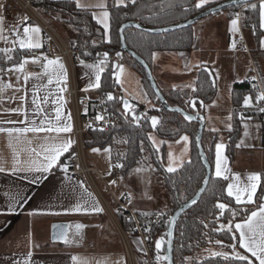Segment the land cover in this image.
Listing matches in <instances>:
<instances>
[{"label": "crops", "instance_id": "obj_1", "mask_svg": "<svg viewBox=\"0 0 264 264\" xmlns=\"http://www.w3.org/2000/svg\"><path fill=\"white\" fill-rule=\"evenodd\" d=\"M9 1L0 0V4L4 6L0 14L4 17V36L7 37V41L0 39V49H21L19 47V39L23 38L24 27L36 24L23 11L6 10V5ZM71 1L75 2V0ZM81 2L89 4L95 3L96 0H81ZM108 3L109 0H107V5ZM89 10L97 13L101 11L98 8ZM225 11L224 14H216L205 22L199 23L198 26H194V44L191 51L175 53L157 52L153 55L151 65L160 89L165 92L181 90L191 93L195 86L198 67L202 65L208 66L212 70L217 85V95L215 99L205 105L203 112L206 122L205 129L207 131L206 144L209 148H213L214 151L212 172L216 176V145L223 143L225 148L222 156L227 158V163L224 164L222 162V168L227 167L230 169V172L225 173L229 177L226 180L227 185L233 183L239 184L242 187L248 183V176L254 173L260 174L262 182V175L264 174V119H261L258 111L254 109V96L247 94L245 98L251 96L252 102L249 106H245L243 101V106L239 113L240 127L234 141V155L231 158L228 154V139L229 133L233 128L234 119L232 90L235 82L246 81L251 72V64L257 67L264 84V46L260 43L264 39V28L260 27V31L263 32L261 36L251 33L248 28L253 26L246 24L245 13H243L242 24L246 28V45L236 47L235 49L245 51L249 55L250 68L247 70L246 75L239 79L242 71L237 68L238 72H236L233 69L232 59L227 53L232 48L233 41L240 37V31L237 33L231 31V14L229 11ZM43 14L48 16L46 18L52 24L56 23L55 18H60V15L54 12ZM24 16L29 18L26 22H22L21 20ZM94 20L97 22L95 18ZM97 24L103 28L98 22ZM55 26H58L59 31L65 30L64 28H59L60 25ZM15 29H19V35ZM110 32L111 19L110 30L105 34L106 41H109ZM33 39L35 40L37 37L33 36ZM38 39L43 46L42 33L39 34ZM66 41L67 43L70 42V40ZM27 50L32 51L35 49ZM25 59L29 61L25 65V72L40 74L42 78L35 79L34 77H30L25 85L23 73L13 72L12 75L0 74V78L5 83L10 81L13 85L12 88H8L3 93H0V121L24 120L23 114L7 112L5 109H15L25 106L29 119H37V123H39V119H42L44 114L41 113L39 118L34 115L35 105L32 104L34 87L38 89L36 93L37 102L40 103L54 124L57 123L54 119L56 115L55 109L61 104L63 105V113L65 115L70 113L72 117L69 104L67 102L64 103V92L61 93L59 91V88L64 87L65 83L61 80L57 84V78L52 76L53 83L49 85L47 83L49 76L39 72L40 64L33 63L30 56H26L23 61ZM216 59H220L219 61L223 64H226L227 60L230 63L226 65L222 64L221 68L229 69V73L228 78H224L221 81L215 77L213 62ZM61 61L67 71L65 62L62 59ZM119 65L123 66L124 71L121 73L117 69L113 75L118 85L117 95L121 98L118 111L121 114L128 113L129 115L134 111L137 116L141 113H146L150 114V118L157 117L159 121V116L151 110L159 108L160 103L149 94L141 74L133 67L130 61L124 60ZM101 67L104 71L105 64L101 65ZM155 67L158 68V76L161 77V82L165 89L161 87L156 77ZM103 71L99 73L101 77L100 85L102 83ZM95 75V69L87 68L82 64L77 66L76 76L82 91L88 88L89 84L95 82ZM22 86L26 87L28 92L26 104L20 99L24 95ZM16 89L21 90L17 91ZM98 89L88 88V91H84L87 93L83 94V96L87 95L91 100H97L99 98ZM124 93L127 96H124ZM45 96L48 97L47 102H44L42 99ZM61 96H63V101L59 99ZM124 100L131 102L132 108L130 110L124 108ZM63 122L62 119L60 123L62 124ZM245 124H248L247 129L244 127ZM229 125L231 126L230 128L228 127ZM0 126L25 127L27 125L21 123H3ZM213 129H216V131H213ZM245 131L248 132L247 136L244 135ZM27 135L28 139L32 140L31 145L22 143L16 145L14 149L9 145L7 134L0 133V165L5 168V171L0 172V213H7L0 214V264H15L17 261L19 264H24L25 260H29L30 264H85V262L86 264H127L122 242L118 239V244L116 245L113 243L114 239L103 238L100 235L102 228H104L107 220H109L105 212L83 210L77 212L73 210L77 204H80L83 208H89L94 202H97L92 190L88 186L63 170L67 163L66 157L73 151V147L69 152L61 156L59 163L49 172H30L26 170L28 161H34L37 166L43 163V156H37L31 149H35L36 152H42L41 146L46 143V138H54L57 134L29 133ZM184 136L188 137L187 141L182 139ZM59 137L61 139L70 137L74 141L73 131L71 133H61ZM179 139V143L183 145V148L180 150L181 157H177L174 154ZM179 139L171 140L172 142H164L163 160L164 166L167 168L170 165L169 154L171 153L172 157L175 158L173 166H176L178 169L191 158V136L183 134ZM241 141H243V144H241ZM238 144L241 146L237 147ZM169 147H172V149H169ZM16 159H19L21 163L15 164ZM14 167L23 170L13 172L12 169ZM237 176L240 178L239 181L236 180ZM260 187L257 189L256 197L254 198L256 203L247 204L254 205L253 210H257L258 205L262 202L258 200ZM88 193H91V196ZM20 196H24L26 199L21 200L20 204L16 205V210L9 213V207ZM232 198L234 199V197ZM137 212L142 213L140 211ZM57 222H68L73 227L83 224L85 227L80 230V237L72 239V243L56 244L51 241V228ZM89 227L91 229H88ZM89 230L96 232L98 239L94 235L90 236ZM96 241H101L102 246L95 247ZM29 253H31L30 256ZM73 257L77 259L74 260Z\"/></svg>", "mask_w": 264, "mask_h": 264}, {"label": "trees", "instance_id": "obj_2", "mask_svg": "<svg viewBox=\"0 0 264 264\" xmlns=\"http://www.w3.org/2000/svg\"><path fill=\"white\" fill-rule=\"evenodd\" d=\"M223 1V0H222ZM221 2V1H220ZM115 0H109L108 7L111 13V32L110 42L106 41L104 29L94 20L92 11H83L76 7L75 2L71 0H35L34 4L41 13H57L62 18L65 25L72 27L76 31V36L71 38L68 43L70 46L77 45L80 52L85 57H95L108 53L103 71L102 83L98 89L99 97L113 93V75L117 71L114 64L118 62L117 52H121V37L119 29L122 24L128 21H138L146 26L160 28L178 24L187 21L195 14L212 6H204L196 8L197 0H137L135 5L129 3L127 7H115ZM257 5V9L250 8V4L234 6L226 9L232 14L243 6H248L244 10L245 21L247 25H255L256 34L261 36L259 2L253 3ZM125 37L128 47L147 61L152 68L153 55L157 52L175 53L188 52L193 49L194 44V26L189 28L176 30L171 33L150 34L137 30L135 28H127ZM94 42V43H93ZM87 53V54H86ZM31 50L15 49L11 53L5 54L0 52V68L7 70L14 65L23 62L26 56H30ZM11 55L12 60H8L7 56ZM124 60L130 61L133 67L141 74L143 82L151 95L157 102L158 98L152 90L145 70L130 56L124 55ZM119 63V62H118ZM196 74L195 86L191 93L181 90L163 91L168 103L171 106H180L186 108L191 107L197 113L204 112V107L215 99L217 95L216 82L212 80L214 76L205 69L208 66H199ZM1 74H8L7 71ZM247 94H252L256 100V94L252 91L251 86L246 81L235 82L232 90V99L234 103L233 128L229 133L228 154L232 158L234 155V141L240 127L239 113L243 106L244 98ZM110 100L113 110L119 112L118 106L121 104V98ZM99 99V98H98ZM92 100V104L97 103ZM192 99H195L196 106H191ZM202 102V103H201ZM256 109V107H254ZM160 120L156 128H152L150 115L142 113V117L137 123L128 113L123 115V122L117 128L109 132H95L89 134L86 138V147L99 146L110 147L111 158L114 167H119V174L128 175L135 168L145 166L148 161L144 159L145 154H149L148 158L157 164V172L162 174L165 180V186L171 193V205L164 211H153L141 214L165 213L170 218L172 214L186 201L192 199L198 190L202 187L206 176V169L202 163L196 143V133L198 131V123L186 120L179 114H173L166 111L162 106L159 109H152ZM257 110V109H256ZM120 113V112H119ZM184 118V119H183ZM156 133L165 141L176 140L183 134H188L192 139V155L175 172H168L164 166L163 157L160 156L156 148L151 142V135ZM207 131L205 129L203 136L204 150L208 156L209 162L213 168L214 151L208 148L206 144ZM72 154L69 153L68 157ZM227 181L223 178L214 176L212 173L211 180L206 192L202 198L189 210H187L179 219L175 226L174 232V263L175 264H229L222 256L210 255L208 249L215 244L216 240H220L224 245L236 243L230 239V233L226 230L217 231L221 224L227 225L229 222L233 224L243 220V214H238L234 218L229 210H224V214L220 215L221 210L216 207L217 203H225L229 205V209L240 210L247 208L250 213L254 209V205L236 204L232 197L227 195ZM264 195V174L262 175L261 187L258 193V200ZM121 222L126 230L131 231V224L124 216L119 215ZM207 225V226H206ZM169 223L162 226L159 236L163 235L167 239ZM132 238H138L133 235ZM140 241V239L138 238ZM211 241V243L209 242ZM166 244L164 250L166 251ZM218 249H222L231 253L229 247L217 245ZM141 244L138 247V259L144 264L143 255L140 253ZM206 251L205 254L199 256V253ZM241 251H243L241 249ZM191 258V259H187ZM258 264V263H257Z\"/></svg>", "mask_w": 264, "mask_h": 264}, {"label": "snow or ice", "instance_id": "obj_3", "mask_svg": "<svg viewBox=\"0 0 264 264\" xmlns=\"http://www.w3.org/2000/svg\"><path fill=\"white\" fill-rule=\"evenodd\" d=\"M210 0H199L198 3L195 4L196 8H201L205 4L209 3ZM131 3L135 5L137 3V0H115L114 6L115 7H127L128 4ZM245 3H247V0H245ZM75 5L77 8L87 11L89 9H101L99 13L93 11L92 15L97 20L99 24H101L105 30V34L110 30V19L111 14L108 11V5L107 0H96L95 3H89L84 4L81 2V0H75ZM251 9L256 10L257 5L256 4H250L249 5ZM3 4H0V12H2ZM259 16H260V27L264 28V0H259ZM234 17L231 20V31L233 33L239 32V20H240V14L235 13ZM29 18L27 16H24L21 18L22 22H26ZM4 17L2 14H0V39H4L7 41V37L4 36ZM127 27V25H125ZM255 28V25H253ZM17 31V34L19 35V29H15ZM123 28L120 29L121 33L123 32ZM41 28L38 25H30L27 27H24L23 29V38L19 39V47L21 49H38L42 47V44L40 40L38 39L39 34L41 33ZM33 36L37 37V39H33ZM110 42V37H109ZM94 43V42H93ZM261 45L264 46V39L260 41ZM232 48H236V43L233 41ZM14 51V49L11 48H5L0 49V52H4L5 54L11 53ZM87 54V53H86ZM116 55L119 57L122 54L117 52ZM104 59L101 60L98 64H84V61L81 60L80 63L84 65L87 68L95 69L96 75H95V82L89 84L88 88H99L100 85V72L103 71V68L101 65L106 63L108 53L105 52L103 54ZM8 60H12L13 57L11 55L7 56ZM40 57H33L32 62L38 63L40 61ZM44 60L47 61L45 65H42L44 68L43 75L49 76V79L47 83L50 85L53 83L52 76H55L57 78V84L60 83L62 80L65 84L67 83V71L65 69V66L61 59L59 57L55 59H48L46 56L43 57ZM28 59H25L23 62L14 65L12 68H8L7 70L0 68V73L7 71L8 73H23V80L24 84L26 85L30 77H34L35 79H41L42 76L40 74H32V73H26L25 72V65L28 63ZM57 66V67H54ZM119 72H123V66L117 65ZM187 67V65H186ZM251 80L255 81L257 77L253 76L250 78ZM19 80V77H18ZM13 85L9 81L5 83L2 78H0V93H3L6 89L12 88ZM254 88H258V85L253 84ZM88 88H85L84 91H88ZM22 89L24 91V95L20 97L22 101L27 103L28 98V92L26 87L22 86ZM17 91H20L21 89H16ZM59 91L61 93L67 91L66 87L59 88ZM38 92V89L34 87L33 89V98H32V104L35 105L34 108V115L39 118L40 114L43 113V118L39 119V123H37V119H29L27 108L25 106H21L15 109H5L7 112H16L23 114L24 120L22 121H0V124L8 123V124H16L21 123L25 124L27 126L25 127H3L0 126V133L7 134L9 138V145L15 149L16 145L27 143L28 145H31L32 140L28 139L29 133L33 134H39V133H56L57 136L54 138H46V143L42 145V152H36L35 149H31L32 152L36 153L37 156H43V163L40 165H35L34 161H28V167L27 171H34L39 173H46L49 172L54 166H56L61 156L64 153L69 152V150L73 147V144L75 143L70 137L61 139L59 137V134L61 133H71L73 131V124H72V117L71 114L68 113L65 115L62 111L63 105L61 104L59 107L55 109V121L57 123H53L52 119L49 118L48 114L45 113V110L41 107L40 103L37 102L36 93ZM44 102H47L48 97L45 96L42 98ZM60 101H63V96H61ZM108 100H113L114 97L111 93L107 96ZM257 101H264V91L258 90V95L256 96ZM252 102V97L248 96L244 99V105L249 106ZM59 103V101H58ZM66 103V101H64ZM202 103V102H201ZM124 108L126 110H130L132 108V105H130L128 100L123 101ZM192 107L196 106V102H191ZM87 110H85L86 112ZM260 112H264V107L259 108ZM133 120H135L137 123H139L141 117L137 116L135 112L133 111L131 113ZM195 117L191 115L185 114L186 120H192ZM63 119V123L61 124V120ZM104 117L98 115L96 117V120H103ZM151 126L152 128H156L157 124L159 123L157 117H151ZM231 119V117H229ZM91 127V125H89ZM231 127L230 125L228 126ZM245 129L248 128V124L244 125ZM213 131H216V129H213ZM245 136L248 135V132L245 131ZM184 141L188 140L187 136L182 137ZM155 143V141H154ZM241 144H243V141H241ZM241 145H237V147H240ZM225 148V145L223 143L216 145V167H215V175L217 177H223L224 180H228L229 177L225 173L230 172V169L227 167L222 168V162L224 164L227 163V158L222 156L223 150ZM93 152H100V149L93 148ZM105 152L109 153V159H111V149L107 148L104 150ZM169 160L170 165L167 168L168 172H175L177 170L176 166H173L175 164V158L172 157L171 154H169ZM21 161L19 159H16L15 164H20ZM118 167H124L123 164L117 165ZM23 169L19 168H13L12 171H21ZM63 170L67 172V166L65 165ZM5 171V168L0 165V172ZM135 172L139 173L143 171L141 168H137L134 170ZM239 176L236 177V180L239 181ZM248 183L244 184L242 187L239 184H233L229 183L227 185V195L229 197H234L236 204H253L256 203V200L254 199L256 197L257 189L260 187L261 182V176L258 173H254L248 176L247 178ZM35 182V181H33ZM113 184L116 183V181H112ZM208 181L205 180V184H207ZM89 196H91V193H88ZM131 203V194H128L126 197ZM26 197L20 196L18 199L15 200V203L11 205L8 209V212H14L16 210V205L20 204L21 200H25ZM261 203L258 205L257 210H253L250 213L248 212L247 208H242L240 210L236 209H229V205L225 203H217L216 207L221 210L220 215L224 214V210H229L232 217L234 218L238 214H243L244 218L242 222H236L232 223L229 222L227 225L221 224L219 229H214L217 231H224L226 230L228 233H230V239L235 240L236 243L230 244V245H224L222 241L216 240L215 243L217 245H221L222 247H229L231 249V253L220 251V252H210V255L213 256H222L225 260L229 261V264H264V195L260 197ZM193 204L196 203V200L192 201ZM74 211H92V212H103L104 209L99 206L98 201L94 202L93 205L89 208H83L80 204H77L76 207L73 209ZM0 214H7V213H0ZM175 217H173L170 221V225H174ZM207 226V225H206ZM58 227V226H57ZM76 227V235H80V230L85 227L83 224H78ZM146 231H150V229L146 228ZM168 236H172V231L170 230L167 233ZM54 236L58 239H61L64 241V243H72L73 240L69 238L67 231H61L58 235L54 234ZM211 243V241H209ZM138 244H142V241H138ZM165 244L164 239L157 241L155 244V248L157 250L156 254V260L158 262H167V264H172V259L170 254L161 255L160 250L162 249V245ZM171 240L167 241V253L171 252ZM241 249L243 251H241ZM143 251V249H140ZM31 253H29V256ZM74 260H76V257H73ZM191 259V258H187ZM15 264H19V262H15ZM24 264H30L29 260H25ZM86 264V262H85Z\"/></svg>", "mask_w": 264, "mask_h": 264}, {"label": "built area", "instance_id": "obj_4", "mask_svg": "<svg viewBox=\"0 0 264 264\" xmlns=\"http://www.w3.org/2000/svg\"><path fill=\"white\" fill-rule=\"evenodd\" d=\"M35 0H10L6 5V10H19L28 14L32 21L41 28L43 46L41 49H35L31 51L30 57H40V73H44L42 65L47 63L43 59L46 56L48 59H55L59 57L62 59L67 68V83L64 87L67 91L64 92L65 101L71 108L73 118V133H74V146L72 154L67 159V173L73 178L80 180L83 184L88 186L97 196L102 208L104 209L107 217L114 224L117 232L120 234L124 245V252L127 260V264H141L138 259V254L131 241V236H137L143 243L141 247L143 251H140L145 261L144 264H166L165 262H158L156 260L157 250L155 248L156 241L159 238V232L163 225L169 223L170 217L165 213L156 214H141L132 208L133 198L131 195V203L126 198L129 192L124 193L120 198L113 195L114 201L118 205L119 213L116 214L108 202L101 194L99 188L96 185L94 175H98L102 180L103 177L99 172L91 167L88 163L86 155V138L89 134L95 132H109L123 122V114L112 109L110 100L107 99L108 94L99 97L97 103L92 104V100L87 95V92L81 90L78 79L76 76V68L80 65V61L83 60L84 64H97L104 59L103 55H97L95 57H85L81 54L77 45L70 46L66 40L59 34L53 24L45 18V16L37 9L34 4ZM248 6H243L237 11L231 14V18H235L234 14H240L239 31L240 37L235 39L236 47H243L246 45L245 41V26L242 24V18L244 10ZM249 31L256 34L257 30L254 27H249ZM248 50V49H247ZM119 56V64L124 61V53ZM12 75V73H8ZM257 77L255 81L251 80V77ZM246 82L251 86L252 91L258 95L259 91H264V84L259 74L257 67L252 64L251 72L246 78ZM253 84L258 85V88H254ZM117 81L113 77V90L117 91ZM114 93V92H113ZM255 107L258 111V115L261 119H264V112H260L259 108L264 107V101L255 100ZM85 110H87L85 112ZM103 116V120H96V117ZM91 125V127H89ZM119 173V167H114L112 175L115 176ZM119 215L125 217V219L131 224V231L126 230L124 224L121 222ZM150 229V231H146ZM130 234L131 236H129ZM161 254V253H160ZM163 255V254H161Z\"/></svg>", "mask_w": 264, "mask_h": 264}, {"label": "rangeland", "instance_id": "obj_5", "mask_svg": "<svg viewBox=\"0 0 264 264\" xmlns=\"http://www.w3.org/2000/svg\"><path fill=\"white\" fill-rule=\"evenodd\" d=\"M220 1L222 2V0H210V2L205 4L204 6L214 5L216 3H219ZM198 2H199V0H197V3ZM224 12H226V11L225 10L219 11V12H216V13L208 16V17H205V18L201 19L198 23H196L194 26H198L199 23L205 22L207 19L212 18L216 14H221V13L224 14ZM43 15L45 16V18L48 17L46 14H43ZM55 20H56L57 24L54 23L53 26L56 28V30L59 32V34L63 37V39L71 40V38H74L77 35L76 31L72 27L65 25L62 18L57 17V18H55ZM55 25H60L59 28H64L65 30L59 31L57 28L58 26H55ZM227 55L230 56L232 59L233 69L236 72H238L237 68L242 71V73H241L242 75L239 78V79H241L244 75H246L247 70H249V68H250V66H249L250 58L248 57L249 55L245 51L238 50V49H232V48H230V51L227 53ZM219 60L216 59L213 62V67H214V71H215V77L220 79V81H221L224 78H228L229 69H222L221 66L223 63H221V61H219ZM228 61L229 60H227L226 64H230ZM118 62H119V58H118ZM219 63H221V64H219ZM226 64H223V65H226ZM157 69L158 68L155 67L156 77L158 78L161 87L163 89H165L162 82H161V77L158 76L159 74H158ZM117 94H118L117 91L114 90V93H112V96H115L116 98L119 99L120 97ZM124 96H127V94L124 93ZM125 98H127V97H125ZM159 108H160V106H159ZM159 108H156V109H159ZM185 109H187L190 112L197 113V111L195 109H192L191 107H188L187 105H186ZM151 111L153 112V110H151ZM123 115H125V113ZM141 115H142V113H141ZM130 117H132V115H130ZM159 120H160V118H159ZM150 139H151L153 146L156 148V150L160 154V156L163 157V152L165 149L164 148L165 140L162 139L160 136H158L156 133H153L151 135ZM154 141H155V143H154ZM179 141H180V139L177 142V144H178L176 147L177 149L174 153L177 157H181V151L180 150L183 148L182 143L180 144ZM169 142H172V141H169ZM93 148L100 149V152H98V153L93 152L92 151ZM107 148H110V147H108V146L107 147L90 146V147L86 148V155H87L89 165L91 167H93L94 169H96L99 172V174L103 177V180H102L98 175H96V174L94 175L96 185L99 188V190H100L101 194L103 195V197L105 198V200L108 202L111 209L116 214L119 213L118 205L114 201L112 196L115 195L118 198H120L126 191H129L130 194L132 195V198H133L132 208L136 211H140V212H144V213H150L153 211H164L168 207H170V205H171V193L167 189V187L165 186V180L162 177V174L157 172V168H158L157 164L148 159L150 157L149 154L144 155V159H146L148 161V164H146L145 166L137 167V168L143 169V171L137 173L134 171L135 169H137V168H135L128 175H122V174L118 173L115 176H113L112 170H113L114 165L112 162V158L109 159V153L104 151ZM169 149H172V147H169ZM165 169L167 171V167H165ZM112 181H116V183L113 184ZM93 194H94L96 200L98 201L99 206L102 207L100 201L98 200V198L94 192H93ZM88 229H91V228L89 227ZM83 233L81 234V237H82ZM89 233H90V236H93V235L96 236L97 235V233L94 231L92 232V230H89ZM100 235L103 238H108L111 240L114 239L115 241L113 243H115L116 245L118 244V239H119V241L122 242V246L124 247L121 236L117 232L114 224L112 223V221L110 219L107 220L106 225L104 226V228H102ZM128 235L131 236L130 234H128ZM162 238L164 239L165 242H167V239L163 235H160L157 241L161 240ZM96 239H98L97 236H96ZM131 241L134 245L136 253L138 254V251H139L138 250L139 244L137 243L139 241L138 238L137 239L132 238V236H131ZM99 246H102L101 241H98L97 243H95V247H99ZM220 251H224V250L218 249V246L217 245L215 246V244H214L213 246H211L208 249L207 252H220ZM224 252H226V251H224ZM160 253L163 255L166 254V251L164 250V245H162V249L160 250ZM205 253H206V251H202L201 253H199V256H201Z\"/></svg>", "mask_w": 264, "mask_h": 264}, {"label": "water", "instance_id": "obj_6", "mask_svg": "<svg viewBox=\"0 0 264 264\" xmlns=\"http://www.w3.org/2000/svg\"><path fill=\"white\" fill-rule=\"evenodd\" d=\"M259 2V0H247V3H245V0H224L222 2L216 3L208 8H206L205 10L195 14L194 16H192L191 18H189L187 21L185 22H181L178 24H174L171 26H166V27H160V28H153V27H149L146 26L138 21H128L124 24H122V26L120 27L123 28V32L121 33L120 29H119V33H120V37H121V52H123L124 54L130 56L133 60H135L140 66L143 67V69L145 70L146 73V77L148 79V82L152 88V90L154 91V93L156 94L158 101L160 103V106H162L166 111L173 113V114H179L181 116H183L185 118V114L187 115H191L193 117H195L194 119L190 120L191 122H195L198 123L199 127H198V131L196 133V143H197V148H198V152L199 155L201 157L202 163L206 169V176L204 179V183L202 185V187L198 190V192L195 194V196L186 201L185 203H183L171 216V219L173 217H175V222L174 225H170L168 227V232L171 230L172 231V236H168L167 235V241L171 240V252L167 253V244H166V254H170L171 259H172V264L174 263V232H175V226L177 224V222L179 221V219L182 217V215L189 210L192 206H194L203 196V194L206 192L210 180H211V176H212V166L209 162L208 156L204 150V146H203V136H204V131H205V127H206V122L204 119V115L202 113H193L188 111L187 109L180 107V106H171L163 91L160 89L158 82L154 76L153 70L150 66V64L145 61L141 56H139L137 53H135L134 51H132L126 42V37H125V30L127 28H135L137 30H141L143 32H147L150 34H162V33H171L174 32L176 30H180V29H185V28H189L191 26H194L196 23H198L201 19L208 17L216 12L219 11H223L226 10L228 8L234 7V6H240V5H246V4H253V3H257ZM125 25H127V27H125ZM117 65H119L118 62H116L114 64V69L117 70L118 67ZM208 73L211 74L210 69L206 68L205 69ZM212 80L215 81L214 76L212 75ZM129 101V100H128ZM192 101H196L195 99H192ZM191 101V102H192ZM130 105L131 102L129 101ZM192 106V104H191ZM140 117H142V115H139ZM189 121V120H188ZM205 180L208 181L207 184H205ZM196 200V203L193 204L192 201ZM170 219V220H171ZM58 226V227H57ZM72 228L73 225L71 223L68 222H57L54 223L52 225L51 228V241L53 243L56 244H66L64 243L63 240L58 239L54 236V234H59L62 230L63 231H67L69 238L71 239V232H72ZM167 232V233H168ZM167 264V262H166Z\"/></svg>", "mask_w": 264, "mask_h": 264}, {"label": "flooded vegetation", "instance_id": "obj_7", "mask_svg": "<svg viewBox=\"0 0 264 264\" xmlns=\"http://www.w3.org/2000/svg\"><path fill=\"white\" fill-rule=\"evenodd\" d=\"M76 232H77V230H76V228H72V232H71V239H76V238H78V237H80V235H76Z\"/></svg>", "mask_w": 264, "mask_h": 264}]
</instances>
